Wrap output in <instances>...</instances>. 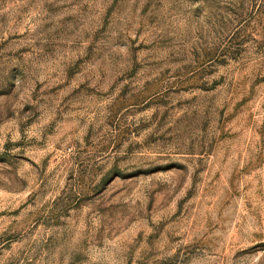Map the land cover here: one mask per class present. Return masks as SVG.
I'll return each mask as SVG.
<instances>
[{"label": "rangeland", "instance_id": "obj_1", "mask_svg": "<svg viewBox=\"0 0 264 264\" xmlns=\"http://www.w3.org/2000/svg\"><path fill=\"white\" fill-rule=\"evenodd\" d=\"M0 264H264V0H0Z\"/></svg>", "mask_w": 264, "mask_h": 264}]
</instances>
